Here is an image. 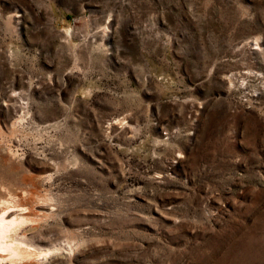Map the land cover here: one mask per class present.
Returning <instances> with one entry per match:
<instances>
[{
  "label": "rangeland",
  "instance_id": "374dc122",
  "mask_svg": "<svg viewBox=\"0 0 264 264\" xmlns=\"http://www.w3.org/2000/svg\"><path fill=\"white\" fill-rule=\"evenodd\" d=\"M0 202V264H264V0H0Z\"/></svg>",
  "mask_w": 264,
  "mask_h": 264
},
{
  "label": "bare ground",
  "instance_id": "6f19581e",
  "mask_svg": "<svg viewBox=\"0 0 264 264\" xmlns=\"http://www.w3.org/2000/svg\"><path fill=\"white\" fill-rule=\"evenodd\" d=\"M0 204H2L4 206V209L0 212V250H1L0 252L7 251L11 255L17 257V255H22L23 250H24L22 245H25V244H23V242H21V241H18V239H19L18 237H17L18 239L16 238V240L9 239L10 237H9L8 233L11 231V229L15 225L21 223L22 217H20V216H23V215H19V213L11 211L12 209L11 210L8 209L9 206L6 205L5 203L0 202ZM11 206H18V205L13 204ZM9 216H13V217H9ZM22 222H25V221H22ZM19 240H21V239H19ZM4 253H6V252H4ZM12 258H14V257H12Z\"/></svg>",
  "mask_w": 264,
  "mask_h": 264
}]
</instances>
